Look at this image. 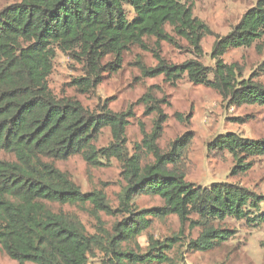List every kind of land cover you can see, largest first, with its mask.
Returning a JSON list of instances; mask_svg holds the SVG:
<instances>
[{"label":"trees","instance_id":"16d2710c","mask_svg":"<svg viewBox=\"0 0 264 264\" xmlns=\"http://www.w3.org/2000/svg\"><path fill=\"white\" fill-rule=\"evenodd\" d=\"M192 6L193 0H19L0 10V151L14 157L0 159V250L10 259L18 264H88L96 249L103 255V264H168L167 252L177 243V236L163 241L149 236L146 250L133 248L152 217L164 219L173 214L184 222L197 216L191 223L201 230L190 246L198 251H207L231 236L214 228L213 222L232 218L264 223V212H259L264 195L229 182L201 186L185 180L177 164L180 152L191 141L190 134L162 152L156 142L164 120L160 111L152 131L142 140L153 160L142 162L139 145L132 154L125 146L130 111L114 113L105 103L101 112H89L76 100L57 99L48 86L57 50L82 63L84 76L74 84L89 92L101 81L104 66L113 71L120 68L130 46H143V40L151 37L157 44L171 41L166 26L189 43L195 56H202L201 40L211 30L193 16ZM263 37L264 0H257L213 44L212 69L197 60L170 65L156 55V66H142V75L162 74L172 83L187 75L192 83L215 89L232 105L264 106V85L239 78L235 66L222 60L228 49L250 47ZM106 56L112 60L103 64ZM260 66L264 67V61ZM149 93L144 98L147 103L153 101ZM152 108L158 110L153 104ZM103 128H109L111 141L96 148L94 142ZM207 146L233 156L231 175L251 168L244 156L264 155V139L233 132L215 136ZM74 155L93 166L111 158L121 164L126 185L117 211L125 216L111 231L88 235L79 221L55 214L43 203H89L94 211L112 213L102 192L82 193L66 173L43 161ZM139 195L158 196L163 205L134 208L132 201Z\"/></svg>","mask_w":264,"mask_h":264},{"label":"rangeland","instance_id":"374dc122","mask_svg":"<svg viewBox=\"0 0 264 264\" xmlns=\"http://www.w3.org/2000/svg\"><path fill=\"white\" fill-rule=\"evenodd\" d=\"M19 0H0V10ZM257 0H193L192 13L211 30L201 40L202 56L197 57L193 48L184 39L176 35L169 26L166 30L171 41L162 40L158 44L154 38L143 40L144 45H132L123 53L120 68L102 69L101 81L89 92H82L74 80L84 76L83 65L72 60L67 54L57 50L53 67L48 77V86L57 99L78 101L89 112L99 113L106 103L114 113L130 111L125 129L126 149L132 154L135 145L141 147L139 155L142 162H151L152 155L142 145L145 134L152 131L159 118L158 111L164 115L161 133L156 140L162 152H168L172 143L186 133L191 141L180 152L177 171L182 172L187 182L193 185L209 186L215 182L238 184L256 194L264 195V155L248 157L251 168L245 172L231 175L235 164L233 156L227 152L208 149L207 144L217 135L233 132L248 139H264V106L258 104L232 105L228 98L213 88L192 83L187 75L175 82H169L160 74L155 77L142 75V66L155 67L156 55L170 65H179L189 60H197L203 66L212 69L214 60L211 49L217 38L226 35L238 22L243 13ZM112 60L106 56L103 64ZM227 65H234L239 78L252 79L264 85V37L250 47L230 48L222 56ZM150 92V93H149ZM150 94L152 102L144 100ZM152 104L158 110L152 108ZM111 141L109 128H103L94 142L96 148L105 147ZM0 159L14 160L11 154L0 151ZM55 168L67 174L68 178L82 192L100 191L112 213L94 211L89 203L84 205L43 202L47 209L55 214H63L79 221L88 235L101 234L102 230L111 231L115 222L123 214L119 209V197L126 181L121 175V164L115 158L101 160L102 165L93 166L81 155L68 159L53 160L44 158ZM134 205V206H133ZM163 201L158 196L139 195L134 197L132 206L137 209L159 207ZM131 206V207H132ZM259 212H264L261 204ZM197 216L180 222L176 215L164 219L150 218V226L137 237L135 250L147 249L149 236L163 241L177 236V243L167 252L171 264H264V223L248 224L244 220L227 218L213 222L214 228L231 232V236L207 251L193 250L190 242L200 233ZM103 255L94 250L88 264H103ZM168 263V264H169ZM0 264H18L0 250ZM31 264V263H27ZM159 264V263H150ZM167 264V263H160Z\"/></svg>","mask_w":264,"mask_h":264}]
</instances>
